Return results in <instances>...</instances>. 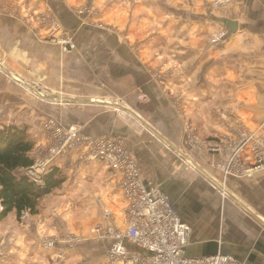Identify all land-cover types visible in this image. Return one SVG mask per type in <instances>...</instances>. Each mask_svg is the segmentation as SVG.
<instances>
[{
	"label": "crops",
	"instance_id": "crops-1",
	"mask_svg": "<svg viewBox=\"0 0 264 264\" xmlns=\"http://www.w3.org/2000/svg\"><path fill=\"white\" fill-rule=\"evenodd\" d=\"M96 1L0 0V128L28 127L36 160L45 157L50 119L91 139H122L142 182L160 189L191 227L188 257L221 252L238 264H264V169L227 175L218 156L192 146L185 132L192 125L203 141H217L230 135L226 122L240 117L264 133V0L225 7L100 0V12H80ZM47 11L74 37V51L47 40L40 21ZM157 68L167 79L157 78ZM50 166L67 176L61 189L90 208L86 220L96 226L74 232L59 219L62 210H47L57 190L26 223L15 213L0 222V264L105 263L115 242L109 230H125L121 175L73 149ZM75 236L83 238L74 243ZM48 238L53 249L43 245Z\"/></svg>",
	"mask_w": 264,
	"mask_h": 264
},
{
	"label": "built area",
	"instance_id": "built-area-1",
	"mask_svg": "<svg viewBox=\"0 0 264 264\" xmlns=\"http://www.w3.org/2000/svg\"><path fill=\"white\" fill-rule=\"evenodd\" d=\"M231 1L212 0L211 3L214 7H223ZM95 9L88 7L80 12L95 14L92 13L97 11ZM40 19L49 27L47 40L61 46L64 52L74 50L71 33L64 30L50 12L40 15ZM225 36V31L216 33L211 43L217 44ZM228 129L230 135L213 143L204 142L197 134L192 136L185 132L192 146L205 148L218 156L217 166L227 175L245 177L264 169V133L246 129L242 120H237L234 125L228 124ZM44 131L50 145L46 156L36 160L35 166L28 171L33 179L40 181L51 161L69 149L80 152L86 161L101 162L121 175L120 185L127 200L125 230H109V236L115 242L103 264H238L233 256L221 252L198 258L186 255L191 227L182 221L160 189L142 182L138 166L122 139H91L83 136L79 128H66L54 119L46 123ZM222 195L226 196V192L223 191ZM2 211L0 205V213ZM27 216L23 214L22 218ZM125 242L133 244L143 253L132 252ZM43 245L53 249L56 242L48 240Z\"/></svg>",
	"mask_w": 264,
	"mask_h": 264
},
{
	"label": "trees",
	"instance_id": "trees-1",
	"mask_svg": "<svg viewBox=\"0 0 264 264\" xmlns=\"http://www.w3.org/2000/svg\"><path fill=\"white\" fill-rule=\"evenodd\" d=\"M36 147L28 127L0 128V205L3 207L0 222L12 213L18 220L25 213L38 215L42 201L68 180L57 166H50L40 181L29 176L28 171L36 164L33 157Z\"/></svg>",
	"mask_w": 264,
	"mask_h": 264
},
{
	"label": "rangeland",
	"instance_id": "rangeland-1",
	"mask_svg": "<svg viewBox=\"0 0 264 264\" xmlns=\"http://www.w3.org/2000/svg\"><path fill=\"white\" fill-rule=\"evenodd\" d=\"M99 1L100 0H97L95 3H97L98 5L95 4L96 7L94 6V8H96L95 10H97V11H99V7H97L100 4ZM232 1H234V0H232ZM211 5H212V3H211ZM83 7H85V6H83ZM223 7H225V6H223ZM83 9H85V8H82V10ZM97 11H92V13L97 12ZM47 12L49 13L50 11H47ZM50 13L52 14V12H50ZM43 14H46V12L43 13ZM40 21H41V19H40ZM41 25L46 26L49 29V27L46 24H44L42 21H41ZM71 37H72V40L74 41V37L72 35H71ZM210 42H211V40H210ZM219 43H217V44H219ZM74 44H75V42H74ZM212 45H216V44H212ZM157 46L160 47L161 43L159 42L157 44ZM75 49H76V44H75L74 50ZM74 50H72V51H74ZM72 51H70V52H72ZM156 76H157V78L160 81H164L165 79H167V74L165 72H163V70L161 68H157ZM221 115H222V118L225 117L226 120H227V115H228L227 111H223L221 113ZM237 120H240V117H236L233 122H230V123L226 122V127L228 128V124L229 125H232V124L234 125ZM244 126H245L246 129L251 130L245 124H244ZM185 130L188 131V133L190 135H192V136L197 134L196 133V129H194V127L192 125H187ZM259 131L260 130L254 131V132H259ZM218 140H221V139H218ZM204 142L213 143V142H217V141H207L206 140ZM48 145H50V143L46 144L45 151H46ZM45 156H46V154H45ZM59 192H61V193L58 194L60 196L56 195L55 196L56 198L55 197L53 198L54 202L52 203V201H51V203L47 204V206H46L47 210H50L51 207H53V209H56L55 211L62 210L59 219H61V222L65 223L67 225L66 227H69L74 232H78L77 231L78 229L83 228L85 226H87V229H90V230L96 226V222L93 221L92 224H91V221L88 222V220H86V218L90 215V212H89L90 208H88L87 205H85L83 203H80V201L78 199H76L74 196H72L71 195V190L70 191L69 190L65 191V189H61V191H59ZM63 192H65V193L63 195H61ZM26 214L28 215L29 213H25V215ZM27 217H26V219L21 218V222L26 223ZM57 223H59V222H57ZM87 223H89V224L87 225ZM82 238H83L82 236L80 238H79V236L78 237L75 236V237L72 238V241L74 243H79V241H81L80 239H82ZM48 240L49 241L50 240L54 241L52 238H48Z\"/></svg>",
	"mask_w": 264,
	"mask_h": 264
},
{
	"label": "water",
	"instance_id": "water-1",
	"mask_svg": "<svg viewBox=\"0 0 264 264\" xmlns=\"http://www.w3.org/2000/svg\"><path fill=\"white\" fill-rule=\"evenodd\" d=\"M236 26H237L236 23H231V24H230V28H231V29H234V27H236Z\"/></svg>",
	"mask_w": 264,
	"mask_h": 264
}]
</instances>
